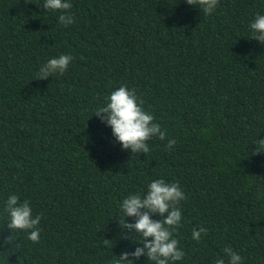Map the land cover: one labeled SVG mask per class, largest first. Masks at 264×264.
Masks as SVG:
<instances>
[{
    "label": "trees",
    "instance_id": "obj_1",
    "mask_svg": "<svg viewBox=\"0 0 264 264\" xmlns=\"http://www.w3.org/2000/svg\"><path fill=\"white\" fill-rule=\"evenodd\" d=\"M70 2L64 26L44 0H0V264L130 254L141 234L118 203L161 177L185 195L173 233L185 256L173 264H228L225 247L264 264V41L249 27L264 0H217L210 13L198 0ZM60 54L72 57L64 72L38 75ZM120 84L165 131L146 153L122 148L92 113ZM10 194L40 216L38 241L8 227Z\"/></svg>",
    "mask_w": 264,
    "mask_h": 264
},
{
    "label": "clouds",
    "instance_id": "obj_2",
    "mask_svg": "<svg viewBox=\"0 0 264 264\" xmlns=\"http://www.w3.org/2000/svg\"><path fill=\"white\" fill-rule=\"evenodd\" d=\"M189 3L193 0H188ZM205 13L212 12L217 0H198ZM45 9L60 11L58 22L64 26L74 23L73 15L67 11L71 9L70 0H44ZM253 30L252 35L264 41V14L256 13L249 22ZM72 57L68 54L50 56L39 67L38 75L47 76L49 73H62L66 70ZM101 122L110 126L111 133L122 148H130L133 151L148 152L146 141L156 136L165 138V131L154 120L152 112L145 111L142 101L133 88L125 84L111 89L105 102L94 109ZM174 139L167 141L166 147H171ZM256 144L264 148V137ZM185 199L179 182H166L162 177L150 180L143 191L129 192L118 203V210L122 216L134 217V222L126 224L134 228L141 235L142 247H136L130 254L121 252L119 257L113 256L110 264H133V257H139L146 253L150 261L156 264H173L181 261L185 253L178 247V240L173 233L182 220L181 209L177 205ZM18 197L10 194L5 202L7 210V224L11 229H28L27 238L35 242L40 239L37 227L40 216L33 215L29 202L17 203ZM150 212L158 213L162 219H153ZM166 213V215H165ZM207 232L205 227L195 228L191 232L192 239L199 241L201 233ZM151 237V239H148ZM222 251L228 257V264H242L243 257L231 247H225ZM214 264H225L223 258H217Z\"/></svg>",
    "mask_w": 264,
    "mask_h": 264
}]
</instances>
